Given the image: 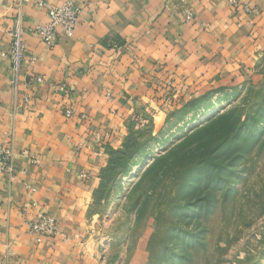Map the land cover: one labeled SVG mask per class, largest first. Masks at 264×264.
Listing matches in <instances>:
<instances>
[{"label":"crops","instance_id":"1","mask_svg":"<svg viewBox=\"0 0 264 264\" xmlns=\"http://www.w3.org/2000/svg\"><path fill=\"white\" fill-rule=\"evenodd\" d=\"M73 1L75 35L50 47L31 32L45 9L0 0V145L14 159L0 172V264H100L92 197L131 121L226 84L264 53V0ZM19 27L15 72L7 52ZM40 215L57 220V237L29 232Z\"/></svg>","mask_w":264,"mask_h":264},{"label":"rangeland","instance_id":"2","mask_svg":"<svg viewBox=\"0 0 264 264\" xmlns=\"http://www.w3.org/2000/svg\"><path fill=\"white\" fill-rule=\"evenodd\" d=\"M138 115L92 197L100 264H264V53Z\"/></svg>","mask_w":264,"mask_h":264},{"label":"built area","instance_id":"3","mask_svg":"<svg viewBox=\"0 0 264 264\" xmlns=\"http://www.w3.org/2000/svg\"><path fill=\"white\" fill-rule=\"evenodd\" d=\"M18 5H25L33 3L38 8H43L47 12L48 22L44 25H38L31 29V32L38 36L42 42L50 47H54L57 43L58 33H62L66 38L71 39L75 35L77 23L80 17L81 8L73 0H66L58 7H52L46 1L36 0H15ZM237 4V1H232ZM188 18L192 19V13H187ZM12 43L7 52V57L11 60L15 72H18L21 63L26 56V45L24 42V31L19 27L15 32L11 33ZM35 59H32L34 63ZM39 84H44L46 79L44 77H36L34 79ZM16 84V81H12ZM172 87V83H168ZM59 91L67 92L64 86L60 87ZM109 98L112 97L108 93ZM73 111L68 109L66 116L71 117ZM27 154V153H25ZM13 153L8 147L0 145V172L11 173L13 171ZM28 230L31 234L37 236L39 240L55 238L59 235V225L54 217L49 215H40L37 220L27 222Z\"/></svg>","mask_w":264,"mask_h":264},{"label":"trees","instance_id":"4","mask_svg":"<svg viewBox=\"0 0 264 264\" xmlns=\"http://www.w3.org/2000/svg\"><path fill=\"white\" fill-rule=\"evenodd\" d=\"M111 161H112V160L110 159L109 164H111ZM109 164H108V165H109ZM107 167H108V166H107ZM107 167H106V168L103 170V172H102V180H103V174H104V172L106 171ZM101 186H102V183H101ZM101 186H100L99 190L101 189ZM99 190H98V191H99ZM98 191H97V192H98Z\"/></svg>","mask_w":264,"mask_h":264}]
</instances>
